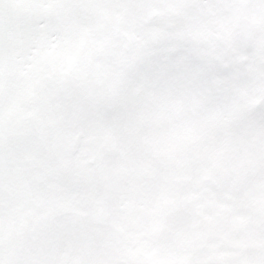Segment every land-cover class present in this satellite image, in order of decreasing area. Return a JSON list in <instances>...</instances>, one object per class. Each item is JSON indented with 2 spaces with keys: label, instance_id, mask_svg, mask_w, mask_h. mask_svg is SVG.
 Masks as SVG:
<instances>
[{
  "label": "snow or ice",
  "instance_id": "1",
  "mask_svg": "<svg viewBox=\"0 0 264 264\" xmlns=\"http://www.w3.org/2000/svg\"><path fill=\"white\" fill-rule=\"evenodd\" d=\"M0 264H264V0H0Z\"/></svg>",
  "mask_w": 264,
  "mask_h": 264
}]
</instances>
